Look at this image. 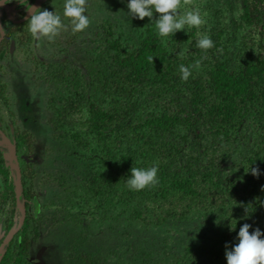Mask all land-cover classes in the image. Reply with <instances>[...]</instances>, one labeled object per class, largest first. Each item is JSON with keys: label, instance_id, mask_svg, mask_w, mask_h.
<instances>
[{"label": "trees", "instance_id": "1", "mask_svg": "<svg viewBox=\"0 0 264 264\" xmlns=\"http://www.w3.org/2000/svg\"><path fill=\"white\" fill-rule=\"evenodd\" d=\"M33 1L22 0L20 8ZM128 2L115 0L88 14L89 26L71 33L62 59L46 64L55 167L48 175L57 200L43 204L38 173L26 160L33 135L16 129L26 216L0 264H28L43 210L52 204L79 228L69 249L72 264H227L225 245L238 243L244 223L264 233V19L258 2L241 0L236 13L229 0H207L213 19L205 33L188 27L163 38L155 27L158 14L131 17ZM257 28L263 29L258 35ZM13 34L20 44L31 36L26 22L13 24L0 45H9ZM203 35L214 43L206 51L197 47ZM196 60H202L199 69L191 67ZM181 64L191 68L186 82ZM5 93L0 79V99ZM154 165L156 185L127 187L132 167ZM251 167L261 175L253 176ZM18 211L7 150L0 146V246L18 225ZM97 220L124 223L127 236L139 231L142 237L133 236L138 249L132 243L124 255L79 249ZM147 233L162 238L148 240Z\"/></svg>", "mask_w": 264, "mask_h": 264}, {"label": "rangeland", "instance_id": "2", "mask_svg": "<svg viewBox=\"0 0 264 264\" xmlns=\"http://www.w3.org/2000/svg\"><path fill=\"white\" fill-rule=\"evenodd\" d=\"M206 1L192 0L191 4L182 5V9L184 10L182 14L190 10H199L204 23L197 29L203 31V33L209 28V23L213 19V12L209 9V6H206ZM240 1L229 0L230 8L234 7L236 13L241 11ZM256 1L262 13L261 17L264 19V0ZM114 2L115 0H87L86 15L88 16L90 13L99 14V10L103 8L107 9ZM64 3L65 0H43L37 6L41 10L47 9L53 11L61 17L63 27L54 39L49 40L47 37L36 39L31 35L24 44H20L18 34H13L9 45H0V79L2 84L6 86L5 98L0 99V141L5 142L3 147L8 151L9 156L11 155V146L16 148L14 140L16 129L28 131L33 135L35 142L34 151L26 157V160L33 164V168L38 173L35 178V189L39 193H43L42 202L44 205H48L50 201L54 202L57 200L53 198L57 192V188L51 184V178L48 175V170L55 167H52L51 164V156L53 154L50 155L53 146V132L48 124L50 84L46 80L45 68L48 61L58 62L61 60L63 54H65L64 51L68 49L66 43L70 41L72 24L70 19L63 14ZM2 5V2H0V9ZM29 19L30 14L28 16ZM0 20L4 29L3 34L5 33L7 36L12 26L10 25L9 18L2 11L0 12ZM188 27L185 26V28ZM259 31H263V29L257 28L256 35H258ZM80 41H83V37L80 38ZM10 159L11 157L8 160V166L13 178H16V169L14 167L19 166L21 171L22 165L17 149L13 165L10 164ZM55 166L63 167L59 163ZM44 190H46V193L43 192ZM42 209H44V206ZM67 209L73 215L77 212V208L71 205L67 206ZM58 212V208L53 204L43 210L42 217L44 219L42 221L40 236L31 246L28 264H72L73 258L70 256L69 249L79 234V228H73L72 225L68 224L58 215ZM55 214L56 220H61L60 223L52 220ZM21 217L22 211L19 210L15 218L17 224ZM88 218L92 220L91 216ZM92 225L93 235L86 245H80L79 249H101L108 255L113 250H116L119 254L122 253L124 255L128 251L127 247L129 243H132L133 247L137 249L140 245L138 241H135L133 236H137L138 234L141 236V233L139 231H132V239L129 241L131 236H127L124 232L126 230L124 223H109L108 221L102 223L101 220H97L93 221ZM127 230L135 229L128 228ZM145 237L148 240H151V237H155L158 240L162 238L160 234L154 233H147ZM112 257L115 259L116 256Z\"/></svg>", "mask_w": 264, "mask_h": 264}, {"label": "clouds", "instance_id": "3", "mask_svg": "<svg viewBox=\"0 0 264 264\" xmlns=\"http://www.w3.org/2000/svg\"><path fill=\"white\" fill-rule=\"evenodd\" d=\"M0 2L7 3V0H0ZM181 3L182 0H129L127 7L130 16L140 20H144L146 17L151 20L154 13H157L158 19L154 20L155 27L158 35L163 38L173 36L176 32L184 30L185 26L198 28L204 23L198 9L181 14L179 11ZM191 3L192 0H183L184 5ZM86 11L87 0H65L63 14L70 19L73 34L82 32L89 26L90 20ZM28 12L30 14L28 29L36 39L47 37L52 40L63 27L61 17L53 11L41 10L35 5H30ZM213 46L214 43L208 35L201 36L197 41V47L205 51ZM148 60L153 63L152 56H149ZM201 62L202 60H196L191 67L199 69ZM179 72L181 79L185 82L192 74L191 68L183 64L180 65ZM249 171L255 177L261 175L258 167H251ZM130 172L131 175L126 180V185L130 190L139 191L158 183L157 165L147 169L132 167ZM251 227L252 225L244 223L238 232V243L231 249L227 244L225 245L227 264H264V238H262L264 233L259 228L250 232Z\"/></svg>", "mask_w": 264, "mask_h": 264}, {"label": "flooded vegetation", "instance_id": "4", "mask_svg": "<svg viewBox=\"0 0 264 264\" xmlns=\"http://www.w3.org/2000/svg\"><path fill=\"white\" fill-rule=\"evenodd\" d=\"M37 0H34L32 5L36 3ZM43 0H40V2ZM39 2V3H40ZM39 3L36 5V7L39 5ZM2 7L0 9V12H4L5 16L9 18L10 25L13 26V24H20L22 22H26L28 20L29 12L28 8L21 7L22 0H7V3H2ZM20 13H23V17H20ZM3 27L0 20V42L5 39L6 34H3Z\"/></svg>", "mask_w": 264, "mask_h": 264}, {"label": "water", "instance_id": "5", "mask_svg": "<svg viewBox=\"0 0 264 264\" xmlns=\"http://www.w3.org/2000/svg\"><path fill=\"white\" fill-rule=\"evenodd\" d=\"M40 2V0H37L36 3L34 4L35 6ZM5 144L4 141H0V146L3 147V145ZM11 155L8 156V151H7V160L10 159V164L13 165V160L16 157V148L14 146H11ZM16 169V178H14L15 180V184H16V192H17V198H18V204H19V210L22 211V217L18 223V225L16 226V228L6 237L4 243L0 246V258H1V254L2 251L4 249V246L8 243V240L11 239L14 234L18 231V229L22 226L25 216H26V208L24 206V204L20 201V197H21V193H22V183H21V171L19 166L14 167Z\"/></svg>", "mask_w": 264, "mask_h": 264}]
</instances>
